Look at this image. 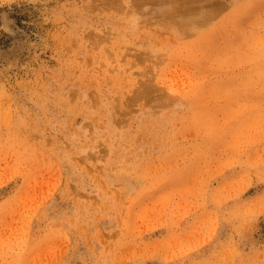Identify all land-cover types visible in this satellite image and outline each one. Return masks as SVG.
Instances as JSON below:
<instances>
[{"label":"rangeland","instance_id":"rangeland-1","mask_svg":"<svg viewBox=\"0 0 264 264\" xmlns=\"http://www.w3.org/2000/svg\"><path fill=\"white\" fill-rule=\"evenodd\" d=\"M0 264H264V0H0Z\"/></svg>","mask_w":264,"mask_h":264},{"label":"bare ground","instance_id":"bare-ground-1","mask_svg":"<svg viewBox=\"0 0 264 264\" xmlns=\"http://www.w3.org/2000/svg\"><path fill=\"white\" fill-rule=\"evenodd\" d=\"M47 39V38H46Z\"/></svg>","mask_w":264,"mask_h":264}]
</instances>
